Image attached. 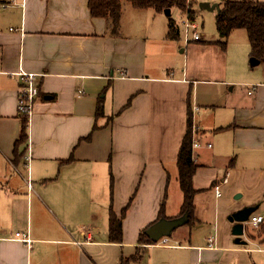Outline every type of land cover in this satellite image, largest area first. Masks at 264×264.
Listing matches in <instances>:
<instances>
[{
  "label": "crops",
  "instance_id": "1",
  "mask_svg": "<svg viewBox=\"0 0 264 264\" xmlns=\"http://www.w3.org/2000/svg\"><path fill=\"white\" fill-rule=\"evenodd\" d=\"M88 5L0 8V264H120L139 250L147 258L131 264H264V223L254 235L246 226L237 245L228 220L264 200V60L251 65L248 37L238 62L229 39L226 49L203 33L179 45L153 9H122L114 35ZM22 71L40 93L18 158ZM190 118L197 222L165 245H141L164 200L167 219L180 213L177 158ZM238 193L247 208L232 202ZM110 207L119 218L127 208L120 244L109 242Z\"/></svg>",
  "mask_w": 264,
  "mask_h": 264
},
{
  "label": "trees",
  "instance_id": "2",
  "mask_svg": "<svg viewBox=\"0 0 264 264\" xmlns=\"http://www.w3.org/2000/svg\"><path fill=\"white\" fill-rule=\"evenodd\" d=\"M129 2L135 9L147 10L153 9L157 13H164L167 10L178 9L184 14L189 12L191 18L195 17L192 9V4L189 0H89V10L93 18H104L108 21L112 34L117 35L120 30V22L122 17L123 3ZM216 30L218 33V40L215 42L222 49H226L228 39L233 31L245 30L249 45H250V58L259 61L264 60V1H250L241 0L234 1L228 0L222 10L216 17ZM180 38V31L177 23L173 19H169L167 39L178 40ZM131 104V100L126 108ZM104 114L103 106L100 103L98 107L97 117ZM22 129L19 139L15 145V156L20 157L19 148L23 145L28 138L27 125L28 118L26 115L21 114ZM97 127L94 126L93 131ZM192 120L188 121L187 133L181 144V148L177 158L178 167V181L180 189L183 193L184 199L180 209V213L176 218H187L188 226L194 225L197 220L195 217V203L194 198L200 190H196L193 185V177L199 165L193 159V133H192ZM21 154V153H20ZM71 160V159H70ZM113 186V179H111V189ZM166 200L163 201L160 209L159 220L166 218L165 216ZM127 208L122 212L119 218L110 207L109 218V242L122 243L123 240V218L126 214ZM173 219V218H172ZM155 222V223H156ZM154 223V224H155ZM149 228V227H148ZM147 228V229H148ZM141 232L139 236V244L150 245L151 240L146 236V230ZM264 229V227H263ZM139 250V249H138ZM138 257L132 256L129 259L122 258L120 264L137 263L141 260L143 252L139 250Z\"/></svg>",
  "mask_w": 264,
  "mask_h": 264
},
{
  "label": "rangeland",
  "instance_id": "3",
  "mask_svg": "<svg viewBox=\"0 0 264 264\" xmlns=\"http://www.w3.org/2000/svg\"><path fill=\"white\" fill-rule=\"evenodd\" d=\"M227 1L228 0H202L201 2H206V3H209L211 6H218L219 7V9L217 8L213 12L201 9L199 7L200 2L195 4L194 1H191L194 3V5H192L193 6L192 9L194 11L196 21L201 25V33L204 34L205 39H213L214 37L216 39H218V33L216 30V24H215L216 23V17L219 14V12L222 10L224 4ZM234 1H241V0H234ZM250 1H264V0H250ZM133 8L134 7L129 2L123 3V10H124V12H126V14L129 12V10H132ZM163 16H165V18H167V22H169L170 18L173 19L177 23L178 27L185 21L184 15L178 9H173L171 16H167L165 13H163ZM246 39H247V34H246L245 30H235L229 38V40H230L229 41V49L231 47V56H233L235 58V61H237V62L241 59L242 55L245 52L243 44L246 42ZM175 41H176V43L179 42V45H180V42L184 43V32L180 33V38L178 40H175ZM247 44H248V48H250L249 43H247ZM179 48L180 49L178 50V52L181 49H184L182 46ZM248 59L250 60L251 58H248ZM171 178H172V186L170 187V189H171L170 193L173 196V202H175L173 204V208L175 211H177L179 209L181 203H182V195H181L180 190H177V185H178L177 180L173 179V176H171ZM177 194H179V197L177 196ZM235 195H236L235 196L236 198L235 199L233 198L232 202H234L237 205H241V206L247 208L246 204H243L244 202L246 203V198L245 197L243 198L242 193H238ZM178 198H179V204L176 203V200ZM248 207H250V206L248 205ZM254 208H255V211L252 215H258V214L264 215V200L261 204H258ZM186 229L187 228H185V225H182L181 227L176 229L172 234L175 235V234L182 232ZM254 229L255 228L250 225V226H248L247 231L254 235L255 234V232H253ZM138 254L139 253L137 252V253H135L134 256L138 257ZM146 258H147V254L144 253L143 260H145Z\"/></svg>",
  "mask_w": 264,
  "mask_h": 264
},
{
  "label": "built area",
  "instance_id": "4",
  "mask_svg": "<svg viewBox=\"0 0 264 264\" xmlns=\"http://www.w3.org/2000/svg\"><path fill=\"white\" fill-rule=\"evenodd\" d=\"M191 1H194L195 4L198 2L201 3L202 0H189L190 4L193 3ZM16 0H4L3 2H0V8L3 10H6L10 5L15 4ZM193 3V5H194ZM193 8V6H192ZM185 21L179 26L180 32H184V43L188 45L191 42L200 41L202 38L201 33V25L196 21V18H191L189 16V12L186 11L184 14ZM19 76L23 80L24 84L20 90L19 94V102H18V110L20 114L26 115L28 120L32 117L34 114L35 109V102L36 99L39 96L40 90L38 86L36 85V76L33 74H28L25 72H20ZM199 143L197 141H194L192 144V148L199 147ZM209 148H211V145H208ZM29 186L31 187V184L29 183ZM215 193L217 196H220V186H216ZM264 223V217L263 216H254L251 215L248 223L246 226H253L258 227L261 224ZM16 238L19 241L23 242H30V239L26 234L23 233H17ZM168 239L163 238L161 240V244L165 245L167 244ZM195 264H203L201 261L196 262Z\"/></svg>",
  "mask_w": 264,
  "mask_h": 264
},
{
  "label": "water",
  "instance_id": "5",
  "mask_svg": "<svg viewBox=\"0 0 264 264\" xmlns=\"http://www.w3.org/2000/svg\"><path fill=\"white\" fill-rule=\"evenodd\" d=\"M199 7L203 10H208V11H215L217 8L219 9L218 6H211L209 3L206 2H201L199 4ZM167 16H171L172 11L167 10L164 12ZM260 63L259 60L257 59H251V65L256 66ZM255 208L249 207L245 210H242L238 212L237 214L231 215L228 220L232 224H234L233 227V235L236 236V244L237 245H244L246 244L245 241L242 240V237L245 234V227L248 223V220L250 216L254 213ZM187 224V218L182 217V218H174V219H166L163 218L150 226L146 230V236L153 242L157 243L163 238L170 237L172 233L181 227L182 225Z\"/></svg>",
  "mask_w": 264,
  "mask_h": 264
}]
</instances>
